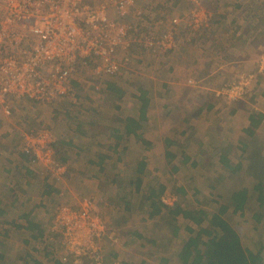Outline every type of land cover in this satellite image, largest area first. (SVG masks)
Wrapping results in <instances>:
<instances>
[{
    "label": "rangeland",
    "instance_id": "rangeland-1",
    "mask_svg": "<svg viewBox=\"0 0 264 264\" xmlns=\"http://www.w3.org/2000/svg\"><path fill=\"white\" fill-rule=\"evenodd\" d=\"M131 1V14L127 21L134 22L133 10L140 13L142 17H136V21H140L143 39L128 51L119 53L122 68L115 78H95L89 69H85L76 76L69 96L54 104L36 105L19 100L14 103L15 108L10 115L0 112V132L11 134L10 139L14 141L12 146L17 142L18 135L41 126L52 132L55 141L67 136L74 140L78 131L87 136L89 134L82 139L78 136L80 146L72 144L63 147L66 158L63 165L66 169L60 178H53L39 164H33L37 167V174H42L39 177L47 178L48 185L51 184L57 191L45 196V204L50 211L45 216H35L34 221L41 222L42 229L49 234L46 237L50 239L46 238L47 243L46 240L36 241L38 251L34 256L52 264L55 256L49 259L52 254L48 256V253L53 251L56 256L63 255L58 238L51 235L50 215L62 205L76 206L83 198H90L94 202L106 227L118 239L102 240L104 254L101 264H121L127 255L135 256L140 244L151 243L153 229H161L163 234L155 237L163 241L171 235L169 229H181L184 238L174 239L180 245L181 241L194 237L198 229H211L208 218L218 213L221 206L225 208L223 218L237 232L242 246L256 250L261 245L264 249V205L260 208L262 217L256 221L253 219V207L257 204V192L253 190L255 182L247 179L245 170L250 163L247 158L250 153L240 143L227 148V152L224 150L226 146L217 147L219 143L203 145L201 129L195 133L191 131L195 125L201 128L196 116H201L199 103L205 90H208V101L214 98L229 104L264 88V80L258 81V75H264V0H219L221 6L216 5L215 0ZM218 14L222 15L221 18H215L218 22L212 23L213 16L217 17ZM193 16L201 19L196 31L189 26ZM173 18H182V22L178 21L172 26L169 21ZM169 26L174 27L177 40L173 52L163 53L145 43V37L159 35ZM249 74L257 77V80H243ZM240 81L246 85V94L231 102L225 94L226 89ZM107 82L120 88L124 96L115 99L113 94L106 91ZM163 83L164 86H161ZM95 87L98 89L95 90ZM143 91L147 92L146 98L151 105L143 128L137 130L143 140L138 142L133 135L124 134V124L128 117L138 118L141 106L138 99ZM72 97H75V102ZM113 129L120 131V142L106 134L114 133ZM91 130L97 133L93 135ZM209 147L216 148L215 154L211 153ZM261 149L264 151V144L258 151ZM14 152L18 157L16 149ZM220 153L234 160L228 165L241 163V171L226 168L221 162ZM140 161L145 162V168L143 173L137 175ZM6 164H11V160H6ZM136 178L140 181L138 189L135 186ZM159 185L168 189L161 196L164 204L169 203L172 209L175 206L189 209L195 214L202 208L208 218H203V223L195 226L188 220L184 221L179 214L174 218L167 214L157 218L150 216L147 196ZM242 187L248 191L250 200L247 206L250 207L240 212L228 207V200L232 190ZM179 188L186 196L181 197L182 193L175 191ZM37 191L35 189L31 197L38 199ZM207 194L210 198L206 199ZM121 217L129 223L115 228L113 223ZM10 219L11 216L6 218L0 215V237L8 234L0 244L11 248V254L15 256L19 253L16 237L21 231L13 229L11 224L7 226ZM186 225H190L191 229L193 227V232L186 229L185 232L183 227ZM116 229H125L121 238ZM126 231H130L129 234ZM134 232L140 233L142 238L137 239ZM31 233L28 231L29 240L32 241V235L36 234ZM202 237L206 239L204 235ZM26 246L28 250L31 249L30 244ZM262 259L264 264V250ZM178 261L177 264L180 263ZM142 262L150 264L151 260L147 258Z\"/></svg>",
    "mask_w": 264,
    "mask_h": 264
},
{
    "label": "built area",
    "instance_id": "built-area-1",
    "mask_svg": "<svg viewBox=\"0 0 264 264\" xmlns=\"http://www.w3.org/2000/svg\"><path fill=\"white\" fill-rule=\"evenodd\" d=\"M131 7V0H0V112L10 115L14 103L23 99L54 104L69 96L76 76L85 69L95 78H115L122 68L119 53L143 39L136 21L140 13L133 10L134 22L127 21ZM190 20L196 31L201 19ZM178 21L182 18L170 19L169 24ZM172 26L145 37V43L163 53L174 50ZM247 79L257 77L249 74L243 80ZM245 87L240 81L225 94L231 102L238 100L246 94ZM54 142L52 132L41 126L22 134L20 151L56 179L66 167L57 161ZM105 224L94 202L83 198L76 206H60L50 231L58 236L63 258L70 264L87 259L89 264H101L102 240H118Z\"/></svg>",
    "mask_w": 264,
    "mask_h": 264
},
{
    "label": "crops",
    "instance_id": "crops-1",
    "mask_svg": "<svg viewBox=\"0 0 264 264\" xmlns=\"http://www.w3.org/2000/svg\"><path fill=\"white\" fill-rule=\"evenodd\" d=\"M215 1H217V3H215L216 5L221 6V4L219 3L221 1L219 0H215ZM220 25H222V22L220 23ZM164 84L165 83H163L161 86H164ZM207 92L208 90H205L203 94H201V103H199V105L201 104V116H196L198 121L201 122V128L198 125H195L193 130H191L195 133L197 132V130L201 129V144L210 145L211 142L219 143L217 147L220 148L226 146L224 150L227 152L228 151L227 148L237 143H240V145H242V147L247 151V153H253V152L264 153L262 149L258 151L259 147L264 144V143L262 144V142H264V88H262L259 91H255L250 94H247L244 99L238 102H232L229 104L227 103L223 104L222 102L216 101L214 98L208 101L206 99ZM72 98H73V102H75L76 101L75 97ZM150 105L151 102H149L148 111L150 110ZM180 106H182V103L180 104ZM251 114L254 116L258 115L259 117H261L260 124L257 126L256 129L253 130L252 135L246 132L250 124L249 117ZM0 125H2V123H0ZM91 131L93 135L97 133L94 130ZM78 132L79 134L77 135L75 134L76 138L74 140L68 139L67 136V137H63V139H59L58 141L62 143L63 147L64 146L70 147L72 144L80 146L81 144H79L80 142L79 140H81L83 136H87V135L86 133H82L80 131ZM106 134L109 136V138L112 139L114 138L113 135H115V133H106ZM78 136H80L81 139H78ZM10 138H11V134L3 133V131L0 132V192H2V195H0V215H2L3 217L5 216L6 218L11 216L9 223H6L8 224L7 226H10L11 224L13 229H20L17 231H21V234L16 237L18 243L16 246L19 249V253L15 254V256L11 254L10 251L11 248H8L7 245L2 246V244H0V264H13V263L24 264L26 261L39 260V258L34 256L35 253H37L38 251L37 246L35 245L37 241L36 240L37 235H32V241H31L29 240L28 231L32 232L33 234H36L35 233L36 230H31V229H42L41 222L34 221L35 216L36 215L43 216L44 214L46 215L47 212L50 211L49 207L45 204V196L43 194V191L45 190V185L49 184V181L44 177L42 178L39 177L42 174H37V169H36L37 167L30 162L28 157H25L20 154H18V157H16V155L13 154L15 153L14 150L16 149L17 142L13 145L14 146L13 147L12 142L14 141H11L12 139ZM19 138L20 137L18 135L17 137L18 141ZM213 138L216 139L212 141ZM256 145H259V147H257ZM209 149H211L212 154H215L216 148L209 147ZM219 156L221 157V153L219 154ZM227 159L229 160V162L234 161L231 157L230 158L227 157ZM6 160H11V164L7 165ZM231 166L235 168L237 165H231ZM35 189H38L37 191V194L39 196L38 199L37 197L36 198L31 197ZM167 190L168 189L165 187V193L167 192ZM52 192H57L53 189V186H52ZM182 196L183 197L186 196V193L181 194V197ZM207 198H210L208 194L206 199ZM174 199L175 198L173 196L172 201H174ZM170 207L172 206H170L169 203L168 205H166L165 209L161 208L159 205L158 207H156V209L158 210L157 213L155 212L151 213L150 206H148L147 209L151 213L150 216L155 218L160 217L163 214L172 215V218H174V212H176V214L180 213L179 215L183 219H185L184 221L188 220L191 223H193V221L189 219L190 216H188V218L184 217L185 212L191 213L194 217L197 218L200 217L201 219L205 217L204 213L206 214V212L203 211L202 208L201 210H198L197 214H195L194 213L195 211H191L189 209H181L180 207L177 206H175L176 208L173 207L172 209ZM50 216L52 218L51 221H53L55 213H52ZM117 221L118 222L121 221V223L115 225V228H118L120 226L122 227L123 225L129 223V221L124 217H121L119 220H116V222ZM186 226L187 227H183V229L184 230L186 229L188 230V232H190L189 231V229H191V227H189L190 225H186ZM124 230L125 229H116V232L120 238L123 236V232H125ZM168 231L169 234L171 235H169V237H167V239L163 241L156 239L155 237L156 235L163 234L161 229L160 231L159 229H153L152 231L153 235L151 233V237L153 238V240L150 241L151 243L149 242L150 243L149 245L143 244L145 242L140 244V250L137 253H135V256L127 255L126 258L123 257L124 258L123 263L143 264L145 262L142 261L144 259L146 261L147 258H149V260H151V263L154 264H177L176 260L177 261L179 260L178 261L180 262L179 264H183L180 254L185 242L181 241L180 245H178L177 242L174 241V239L175 237H178L179 239L184 238V234L181 232V229L177 227L174 229H169ZM129 232L130 231H126V233L128 234ZM6 235L8 234L5 233V236ZM133 235H135L137 239L142 238L140 233L138 232H134ZM5 236L1 235L0 243L7 238ZM29 244H30L29 248L31 247L30 250H28V247L26 246ZM246 249H248L251 252L255 250V248L253 249L246 248ZM257 249H261V257H262V252L264 250L263 247L259 245L256 248V250ZM256 250L254 252H256Z\"/></svg>",
    "mask_w": 264,
    "mask_h": 264
},
{
    "label": "trees",
    "instance_id": "trees-1",
    "mask_svg": "<svg viewBox=\"0 0 264 264\" xmlns=\"http://www.w3.org/2000/svg\"><path fill=\"white\" fill-rule=\"evenodd\" d=\"M140 17H142L140 15ZM144 17V16H143ZM221 17L219 14L217 17L215 15L213 16L212 23L218 22L216 19H219ZM216 18V19H215ZM133 22V21H132ZM259 80H264V75L259 74ZM106 91L114 95L115 99H121L124 96V92L120 90V88L116 87L114 84H110L109 82L106 83ZM147 92L143 91L139 95V101L141 103V106L139 108V116L138 118L128 117L126 118V123L124 124V134L126 136L133 135L136 141L142 142V135L137 133V130H140L143 128V124L147 120V113L149 109V100L146 98ZM23 102H29L33 104V102L29 99H23L21 100ZM261 117L250 115L249 117V127L247 128L246 132L249 134H253V130L257 128V126L260 124ZM29 131V129L27 130ZM26 131V132H27ZM112 132L115 133L114 138L118 139L120 142L122 139V135L119 134L120 131L117 129H113ZM112 136V135H111ZM19 141L17 140L16 150L18 154L24 155L20 151V144L22 142V135H19ZM142 140V141H140ZM144 143V142H143ZM55 150H56V158L57 161L61 164H64L66 162L65 153L63 150V145L59 141H55L53 144ZM259 154V155H258ZM263 153L258 152L255 154V152L250 153L247 158H249L250 163L247 166L246 173H247V179L253 180L255 182L253 190L257 192V199L256 203L254 204V211H253V219L256 221H259L262 217V213L260 212V208L264 205V155ZM121 160V158H119ZM221 162L222 164L230 169L231 171H241L242 165L241 163H238V165L233 168L229 164V160L225 156H221ZM145 168V162L140 161L137 164V175L144 172ZM47 179V178H45ZM139 179H135V186L137 189L140 187V181ZM236 189V188H235ZM52 191V185H45V190L43 191L44 196H47ZM165 192V187L163 185H159L156 189H152L149 192V195L147 196V199L149 200V206L151 209V213L155 212L157 213L158 210L156 207L160 205L161 208L165 209L166 205L161 201V196ZM176 192L184 194V191L182 188L176 189ZM248 191L246 188L242 187L241 189L232 190L229 195V203L228 207H233L234 209L243 212L247 206L248 201L250 200L248 197ZM151 200V201H150ZM250 207V206H249ZM224 207L221 206V209H219V212L216 214H212L209 218L207 217V214L204 213V218H208L210 228L211 229H198L196 235L192 238H189L187 241H185V244L181 250V260L183 261V264H262V257H261V249H257L256 252H251L247 249H245L242 246L241 240L237 232L230 226V224L227 222L226 219H224ZM150 213V212H149ZM150 213V214H151ZM176 212H174V215ZM180 214V213H179ZM191 219L193 221V224L200 226L201 222H203L204 219H201L200 217H194L191 213L185 212L184 217ZM122 221V220H121ZM121 221H115L113 225L120 224ZM36 230L37 241L40 240H49L45 229H31ZM191 232L192 230L189 229ZM193 232V231H192ZM201 233V237H200ZM52 236H55L58 238L57 235L51 233ZM205 236L206 239H203L202 236ZM50 237V236H49ZM46 240V243H47ZM44 242V241H42ZM48 253V252H47ZM48 256H51L49 259H52L54 256L53 263L52 264H70L68 260H65L62 256H56L53 251L51 253H48ZM114 256H116L114 254ZM104 260V259H103ZM86 260V264H89ZM51 264V261L48 262ZM44 263L39 260L35 261H26L24 264H48ZM125 264V263H121Z\"/></svg>",
    "mask_w": 264,
    "mask_h": 264
}]
</instances>
